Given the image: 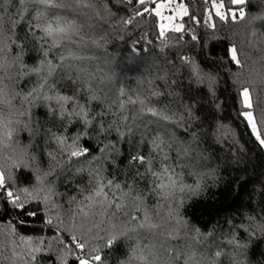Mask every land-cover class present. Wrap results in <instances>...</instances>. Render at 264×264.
<instances>
[{
  "label": "trees",
  "instance_id": "16d2710c",
  "mask_svg": "<svg viewBox=\"0 0 264 264\" xmlns=\"http://www.w3.org/2000/svg\"><path fill=\"white\" fill-rule=\"evenodd\" d=\"M96 2L102 19L86 15L90 9L67 10L69 19L78 18L79 22L91 23L93 28L85 29L88 44L77 52L83 58L68 61L71 68H57L49 82H54V89L61 94L76 96L80 103L92 110V114L103 112L102 122L105 126L115 121L113 127H119L124 136L120 137L114 130L106 136L93 132L91 138L86 137L81 143L95 155H100L98 148L111 143L113 147L103 161L105 177L122 184L132 183L135 192L148 197L144 203L152 215V222L164 226L167 202H163L164 209L159 216L152 211L156 200L150 196L151 178L148 175L137 176L138 171L144 173L145 166L132 161L137 154L151 156L153 168H159L160 154L153 152L151 141L157 135L161 136L171 144L170 149L165 148L170 156L168 163L183 173L185 184L192 189L176 194L182 201L178 210L186 223L179 228L176 238L170 240L169 245L182 253L194 251L198 258H203L204 264L211 261L230 264L226 256L216 258L214 253L221 249L231 253L232 247L226 241L236 235L243 246L239 258L244 264H264V234L257 232L248 235L239 229L241 224L248 223L249 217L264 221V146L255 140L245 121L238 115L245 110L239 97L242 88L250 90L254 114L258 115L259 109L264 108V38L259 33L253 36L245 21L224 22L213 15L215 28L209 27L204 21L206 10L212 7L211 0H184L188 8L183 23L185 30H167L163 39L158 34L159 20L154 14L136 18L125 25L121 21L131 15L129 6L120 0H108V11H105L103 0ZM5 6L10 14L12 0H4L0 7ZM240 7L247 15H264V0H246ZM64 11L61 9V12ZM0 15L5 18L4 36L11 37L6 41L11 46L8 55L21 54L26 66L19 76L14 77V86L16 91L26 94L37 85V74L27 69L38 67L44 58L38 39L42 33L34 36L22 25L9 30L7 15L2 12ZM193 16L200 23H193ZM260 29L264 31V24L260 25ZM193 36L196 38L193 39ZM91 40L100 41L99 46L92 44ZM18 44L23 46L22 53ZM231 45L244 50L241 66L235 65L227 57V49ZM58 53L59 49H54L48 59L59 64ZM183 57L191 58L205 73L216 78L214 92L204 84L191 82L190 67ZM12 71H16L15 65ZM86 84L91 86L98 100L89 99L91 93L84 91ZM121 90L124 96H119ZM153 92L159 94L153 95ZM129 96L134 99L139 96L148 107L162 114L183 112L185 107H190L197 118H186L175 124L141 111L138 103L126 104L121 111L118 103L126 101ZM14 103L19 106V98ZM109 107L111 111H108ZM4 110L7 114V105ZM123 116L128 119L122 121ZM97 118L100 119L99 116ZM22 119L28 120L27 117ZM66 124L67 118L60 119L58 113H53L44 102L38 101L30 109V130H20L13 137V141L18 140L21 147L27 146L28 154L35 157L29 163L42 171H48L54 163L48 153L57 156L60 164L48 180L60 193L55 199L63 205L62 213L72 206L68 202L70 197L75 195L77 199H82L78 189L91 187L87 171H76L81 167L87 168L86 158H80L83 164L68 161L66 155L59 154L58 145L53 140V134L60 135ZM20 127L23 129V125ZM80 131H83V125L76 121L67 126L66 135L72 136ZM3 155L18 156L16 144L13 142L3 149ZM5 163V159H0V164ZM98 166L94 161L93 167ZM16 176L18 186L28 185L33 179L28 169L18 171ZM131 204L129 201V207ZM16 216L17 212L11 204L0 202V225H7ZM28 219L29 224L22 235H51L39 217ZM125 221V216L118 215L112 218L111 223L121 225ZM91 223L88 221L89 225ZM41 228L45 229L43 233L40 232ZM100 229V236L106 237L103 230L110 231L107 217ZM96 231L93 228V234ZM4 239L6 246L0 251L4 256H10L8 238ZM133 242L118 238L111 247H102L100 254L104 264H122L126 261ZM92 243L102 245L104 240L97 239ZM20 247L25 245L20 244ZM167 259V254H162L158 264H164ZM67 260L68 264H73L70 256ZM0 264H10V261L0 260ZM35 264H61V261L55 251H49L38 253ZM175 264H183L182 259Z\"/></svg>",
  "mask_w": 264,
  "mask_h": 264
},
{
  "label": "snow or ice",
  "instance_id": "6c2138e0",
  "mask_svg": "<svg viewBox=\"0 0 264 264\" xmlns=\"http://www.w3.org/2000/svg\"><path fill=\"white\" fill-rule=\"evenodd\" d=\"M120 2L132 10L131 15L121 21L125 25L148 14H154L164 20L161 9L172 4V0H120ZM245 2L246 0H211L212 7L206 10L204 23L215 28L213 15L224 22L245 21L246 27L253 36L259 33V36L264 38V31L260 29V25L264 24V15H247L240 7ZM3 3L4 0H0V5ZM12 4L10 14L8 7H0V12L7 15L9 30H14L17 25H22L28 28L34 36L38 32L42 33L38 39L44 58L38 67L27 69L28 72L37 74V85L26 94L16 91L14 77L19 76L26 66L23 65L21 54L8 55L11 46L6 41L11 37L4 36L5 18L0 15V159L7 161L5 164H0V202L5 205L11 204L17 212L14 220L7 225H0V249L6 246L4 238H8L7 243L11 247L10 256H4L0 251V260H8L10 264H35L38 253L55 251L60 257L61 264H68L67 257L69 256L72 258L73 264H104V258L100 254L101 248L111 247L118 238H124L134 242L129 248L128 259L122 264H158L164 253L168 256L164 264H175L181 259L183 264H204L203 258H198L194 251L182 253L169 245V241L176 238L179 228L186 223L180 216L178 209L182 201L176 194L192 190L191 186L185 184L183 173L178 172L172 164L168 163L170 156L165 148L170 149L171 144L159 135L151 141L153 152L160 154L159 168H153L151 156L137 154L132 157L133 162L145 166L144 173L138 171L137 176L148 175L151 178L150 196L155 197L156 200L152 211L159 216L161 210L164 209L163 202H167V210L164 212L165 225L162 226L152 222V215L144 203L148 197L135 192L132 183L122 184L115 179L105 177L103 161L113 147L112 144H104L103 147L98 148L100 155H95L92 154L89 147H85L81 143L86 137L91 138L93 132L106 136L114 130L120 137L124 136V132L119 127H113L115 121L109 122L105 126L102 122L103 112L92 114V110L80 103L76 96L61 94L54 89V82H49L57 68H71L72 65L68 61L83 58L78 56L77 52L83 50L88 44L84 35L85 29L93 28L91 23L79 22L78 18L69 19L66 14L67 10L90 9V13H86V15L102 19L103 17L97 10L96 0H12ZM103 5L104 10L108 11V0H103ZM177 7L184 15L188 14L182 3L178 2ZM61 9L65 11L61 12ZM180 18L182 19V17ZM167 19L171 21L175 17L169 16ZM191 20L195 24L200 23L195 16L191 17ZM170 30L182 32L185 29L183 24H177ZM158 34L161 39L165 38L164 23H159ZM195 38L193 36V39ZM12 42L15 43L14 40ZM91 43L99 46L100 41L91 40ZM17 47L21 49L22 53L23 46L18 44ZM54 49H59V64L48 59L49 53ZM226 54L232 63L241 66V57L244 56L243 48L238 49L237 46L231 45ZM182 59L190 67L191 82L197 85L204 84L214 92L216 78L210 73H205L191 58L183 57ZM14 65L16 71H12ZM84 91L91 93L90 100L99 99L92 92L90 85L86 84ZM158 94V92H153V95ZM124 95L121 90L119 96ZM239 97L240 104L245 110L240 111L238 115L245 121L255 140L264 146V108L259 109L258 115L254 114L251 110L254 105L249 88H242L239 91ZM17 98H19V106L14 103ZM38 101L44 102L53 113H58L60 119L67 118L63 132L60 135L53 134L59 154L66 155L68 161L81 164L84 161H81L80 158L84 157L88 165L87 168L81 167L76 171L78 173L87 171L91 187L78 189L82 199H77L75 195L70 197L68 202L72 206L63 213V205L55 199L60 193L55 190L52 181L48 180V177L53 175L55 168L60 164L57 156L51 152L48 153L50 160L54 163L48 171H42L29 163L30 160L34 161L35 157L28 154L27 146L21 147L18 140L13 141L14 135L20 130H30L28 128L30 109L35 107ZM137 103L141 105V111H147L152 116L175 124L186 118H197L190 107H185L183 112L162 114L155 108L148 107L145 100L139 96L135 99L129 96L126 101H120L117 107L123 111L126 104ZM5 105L9 109L7 114L4 110ZM68 105L71 107L69 108ZM108 111H111L110 107ZM98 116L100 119L97 118ZM22 117H27L28 120L22 119ZM127 119V116L121 117L122 121ZM76 121L83 125V131L72 136L66 135L67 126ZM21 125H23V129H21ZM13 142L16 144L19 155L4 157L3 149L10 147ZM94 161L97 162L98 167H93ZM25 169H28L32 174V182L28 185L18 186L16 173ZM129 201L132 202L131 207H129ZM118 215L125 216L126 221L121 225L112 224V218ZM36 217H39L41 222L47 226L51 235H22L23 229L29 224L28 218ZM105 217L108 219L110 231L103 230L106 231V237H101L100 225L104 223ZM78 220L79 223H77ZM88 221L92 222L91 225L88 224ZM93 228L98 230L94 234ZM239 229L248 235L257 232L264 234V221L258 220L254 216L249 217L248 223L241 224ZM44 230L41 228L40 232L43 233ZM145 236L151 238L144 239ZM97 239H103L104 243L102 245L93 244L92 241ZM226 243L232 247V252L225 253L222 249L217 250L214 257L226 256L230 260V264H244L239 258L243 246L239 243L237 236L233 235ZM20 244H24L25 247H20ZM166 245L168 246L166 247ZM210 264H215V261H211Z\"/></svg>",
  "mask_w": 264,
  "mask_h": 264
},
{
  "label": "rangeland",
  "instance_id": "374dc122",
  "mask_svg": "<svg viewBox=\"0 0 264 264\" xmlns=\"http://www.w3.org/2000/svg\"><path fill=\"white\" fill-rule=\"evenodd\" d=\"M178 2L182 3L186 7L187 13H188V8H187L186 3L184 2V0H172V4H170V5L166 6L165 8L161 9L162 16L165 19L161 20V18L158 17L159 23H164L165 24V31L172 29L177 24L185 23V16L186 15H184L183 12H181L179 10V8L177 7V3ZM149 6H151V5L149 4ZM173 9H175V11H173ZM169 16H174L175 19L170 21V20L167 19V17H169ZM180 17H182V19Z\"/></svg>",
  "mask_w": 264,
  "mask_h": 264
}]
</instances>
